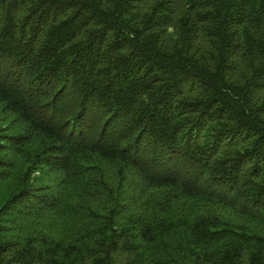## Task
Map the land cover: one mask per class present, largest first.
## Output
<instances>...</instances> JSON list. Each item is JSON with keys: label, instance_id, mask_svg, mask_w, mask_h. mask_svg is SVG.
Wrapping results in <instances>:
<instances>
[{"label": "trees", "instance_id": "trees-1", "mask_svg": "<svg viewBox=\"0 0 264 264\" xmlns=\"http://www.w3.org/2000/svg\"><path fill=\"white\" fill-rule=\"evenodd\" d=\"M0 264H264V0H0Z\"/></svg>", "mask_w": 264, "mask_h": 264}]
</instances>
